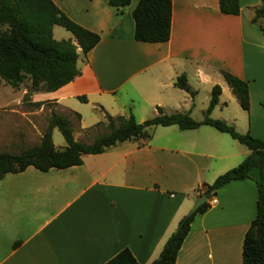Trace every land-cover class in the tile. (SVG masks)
I'll list each match as a JSON object with an SVG mask.
<instances>
[{"label":"crops","instance_id":"crops-1","mask_svg":"<svg viewBox=\"0 0 264 264\" xmlns=\"http://www.w3.org/2000/svg\"><path fill=\"white\" fill-rule=\"evenodd\" d=\"M52 1L101 40L86 57L78 48L81 74L57 91L29 94L30 83L17 89L1 85L0 114H37L39 141L53 112L69 117L72 127L73 117L80 115L79 133L106 123V115L136 117L133 104L130 114L126 104L110 114L117 105L116 96L131 83L132 93L126 94L132 103L139 101V123L151 112L156 116L157 107L167 114L193 116L192 97L187 99L185 91L175 86L182 74L195 93L197 80L200 87L221 86L219 104L226 93L230 101L237 100L223 72L248 83V132L264 139V89L256 102L259 89L249 76V62L253 67L260 51L264 53L263 33L251 21L262 0H239L238 16L222 14L219 0H172L171 37L166 43L135 40L132 13L139 0H131L122 10L109 0ZM56 27L60 26L53 29L57 41L70 40L78 46L73 35L57 38ZM26 97L37 104L34 112L23 109ZM79 97L87 102L94 97L103 119L96 116L86 124L82 110L67 107ZM183 99L190 101L187 108L185 101L184 106L178 103ZM6 127L0 133V149L19 152L16 145L24 135H16L9 124ZM165 128L171 131L157 136L152 131L149 141L125 149H118V144L103 154L86 155L96 158L90 165L84 156L81 166L48 172L29 167L6 175L0 180V264H106L124 249L139 264L157 260L181 219L204 195L206 185L229 171L234 159L250 154L209 126L186 131ZM73 132L77 140L74 128ZM257 199L252 179L230 182L213 193L207 199L208 210L195 216L176 264H243L244 238L256 217Z\"/></svg>","mask_w":264,"mask_h":264},{"label":"trees","instance_id":"trees-1","mask_svg":"<svg viewBox=\"0 0 264 264\" xmlns=\"http://www.w3.org/2000/svg\"><path fill=\"white\" fill-rule=\"evenodd\" d=\"M109 4L122 10L131 4V0H109ZM219 8L224 15L238 16L241 12L239 0H219ZM132 15L136 41L166 43L170 40L172 0H139ZM251 21L260 27L264 36V0L254 9ZM55 26L70 32L78 46L70 40L57 41L53 35ZM100 40V35L72 21L52 0H0V87L4 83L17 89L28 79L31 93L57 91L81 74L77 65L78 48L86 57ZM223 76L240 106L249 111L251 103L248 83L229 72H223ZM175 86L194 98L195 93L191 91L185 74L177 78ZM221 94V86L215 85L209 107L201 121L193 119L190 113L167 114L160 107H157L158 114L154 118L143 123L137 122L133 114L116 118L106 115V123H103L106 132L98 135L91 143L77 141L71 119L53 112L37 145L19 152L0 151V180L8 174L22 173L29 167L48 172L51 169L64 170L81 166L86 155L103 154L127 141H149L155 127L177 126L186 131L209 126L231 136L245 146L250 154L239 166L219 176L212 185H206L203 194L210 199L213 193L230 182L246 179L255 181L258 189L257 212L244 238L243 264H264V139L256 138L250 132L240 133L226 121L211 117L220 102ZM79 99L87 102L85 97ZM76 117L80 120V115ZM55 128L66 141L67 146L63 150L57 149L53 142ZM254 170L257 172L254 173ZM209 207L210 204L205 202L196 212L182 218L159 258L151 264H176L195 216L206 212ZM106 264L139 262L129 249H124Z\"/></svg>","mask_w":264,"mask_h":264},{"label":"rangeland","instance_id":"rangeland-1","mask_svg":"<svg viewBox=\"0 0 264 264\" xmlns=\"http://www.w3.org/2000/svg\"><path fill=\"white\" fill-rule=\"evenodd\" d=\"M264 23V21H262ZM2 30L4 28H1ZM56 37L57 38H62L61 35L63 34L64 36L67 35L69 38H72V34H70L67 30H65L62 27H56ZM249 76H253L251 77V84L254 88L259 89L256 90V102H259V100H261L262 98V94L261 91L262 89H264V53L262 51H260V56L255 58V62L254 65L252 67V63L251 61L249 62ZM136 82V81H135ZM134 82V83H135ZM28 83H30V81L28 79H25L24 84L28 85ZM132 84V83H131ZM131 84H128L122 93L118 94L116 96L117 98V105L115 107V110H111L110 114L115 113V112H119L117 109H120L122 104H126L127 105V114H130L129 112H132V104L135 105L136 107V111H135V118L138 121L141 116L139 115V101H135L136 104L132 103V99L130 96H127L126 93H132L131 91ZM194 86H197V90L195 93L194 98H191V95L189 96L186 93L187 99L191 98L192 102H194L193 104H191V106H193L195 104V108L193 109V118L195 120H202L204 118V113L207 110V108L209 107L211 98H212V91H213V87H208V86H202L200 87V85L198 84L197 80L194 83ZM5 90V89H4ZM4 90L2 92H4ZM30 90V87H28V92ZM37 92V91H36ZM34 93V92H32ZM31 92H29V94H32ZM231 93V92H230ZM129 95H133V94H129ZM182 95V94H180ZM184 95V94H183ZM110 98V96H108ZM184 97V96H181ZM111 99V98H110ZM94 97H92L91 101L92 102H83L80 99H76V100H70L69 104H67V107L72 109V108H79L80 110H82L83 114H84V119H85V123L86 124H90V118L93 119L96 116L103 119L102 115L100 113H98V111L96 110V104L94 103ZM121 101V102H120ZM185 100L183 99V101L178 102L181 106H184V102ZM125 102V103H124ZM138 102V104H137ZM191 102V103H192ZM185 103H187V105L185 104L184 108H187L188 105L190 104V101L188 102V100L185 101ZM30 100L28 99V97H26V99L23 101V109L24 110H31V112H34V105L37 106L36 104L32 105ZM23 110V111H24ZM157 110V108H156ZM158 113V112H157ZM0 133H4L7 129V124H9L12 127V130L15 132L16 135L19 134V136L24 135L17 143V149L16 150H23V149H27L30 148L32 146H35L38 144L39 139L37 136V114L35 115H28L24 116V115H10L7 113H1L0 114ZM51 114L47 116V120H48V124H49V120H50ZM155 115L151 112V114L147 117V120L154 118ZM212 118L214 119H220V120H224L226 121L228 124L234 126L237 131H239L240 133H247L248 132V126H249V112L244 110L239 102L237 100L234 101H230L228 99L227 93L225 95H223L222 97V102L216 107V109L214 110L212 116ZM45 124V122H44ZM73 128L76 132V138L78 141L82 142V143H91L98 135L103 134L106 132V127L105 124H102L100 126H97L96 128H94L92 131L89 132H82L79 133V119L78 117H73ZM47 129V128H46ZM173 129L172 131H176L175 133H178L179 130L178 128H171ZM212 129V128H211ZM214 131H217L216 129H213ZM212 130V131H213ZM153 131V135H160L163 133H169L168 128L159 126L157 128H155ZM223 137H226V139H228V141L232 144L235 145L236 148H239L242 151H248V149L239 144L237 141L233 140L231 136H229L228 134H222ZM41 140V139H40ZM53 142L55 144V146L59 149V150H63L66 148L67 144L66 141L63 137V135L61 134V132L55 128L53 130ZM139 141H127V142H123L121 144H119L117 146L118 149H125L128 146L132 145H136ZM122 145V146H121ZM1 151L3 150H10V149H6L5 147H2L0 149ZM13 151H15L14 149H12ZM246 157H239L238 159H234L233 162L230 164V168L233 169L237 166H239L245 159ZM86 163L87 165H90L91 163H95L96 158L92 157V156H86L85 157ZM93 161V162H92ZM216 165V164H213ZM229 169V170H231ZM213 171V169H211V172ZM254 173H256L257 171L254 170ZM226 173V172H225ZM224 174V173H223ZM221 174V175H223ZM211 174H208V176ZM220 175V176H221ZM217 180V179H216ZM215 180V181H216ZM193 210V209H192ZM191 213V212H190ZM190 213L188 215H190Z\"/></svg>","mask_w":264,"mask_h":264},{"label":"water","instance_id":"water-1","mask_svg":"<svg viewBox=\"0 0 264 264\" xmlns=\"http://www.w3.org/2000/svg\"><path fill=\"white\" fill-rule=\"evenodd\" d=\"M205 202H207V197L206 195H202L201 198L198 200V202L196 203L195 207L193 208V210L191 211L190 214L196 212L198 210V208L200 206H202Z\"/></svg>","mask_w":264,"mask_h":264},{"label":"built area","instance_id":"built-area-1","mask_svg":"<svg viewBox=\"0 0 264 264\" xmlns=\"http://www.w3.org/2000/svg\"><path fill=\"white\" fill-rule=\"evenodd\" d=\"M216 203H217V200L214 198V199L212 200V204L215 205Z\"/></svg>","mask_w":264,"mask_h":264}]
</instances>
